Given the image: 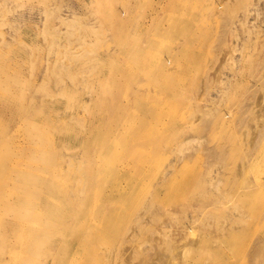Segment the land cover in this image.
<instances>
[{
	"label": "rangeland",
	"instance_id": "374dc122",
	"mask_svg": "<svg viewBox=\"0 0 264 264\" xmlns=\"http://www.w3.org/2000/svg\"><path fill=\"white\" fill-rule=\"evenodd\" d=\"M2 260L264 264V0H0Z\"/></svg>",
	"mask_w": 264,
	"mask_h": 264
},
{
	"label": "bare ground",
	"instance_id": "6f19581e",
	"mask_svg": "<svg viewBox=\"0 0 264 264\" xmlns=\"http://www.w3.org/2000/svg\"><path fill=\"white\" fill-rule=\"evenodd\" d=\"M59 132H60V131H59ZM40 183L43 184L44 187L46 186V183H45L44 180H41ZM49 184H50V183H49ZM50 185H51V184H50ZM26 189H27V188H24L23 191L26 190ZM46 194H48L47 196H51V195L53 196V191H52L50 188L47 187V192H46ZM45 206H46L47 209L49 208V204H45ZM14 210H15L14 213H15L18 217L22 218V216H19L18 213H17V212H19V211L16 210V209H14ZM16 211H17V212H16ZM25 217H27L28 219H32V218H34L35 216H32L31 214H29V215H27V216H25ZM69 217L72 218L71 215H69ZM74 217H76V215H74L73 218H74ZM43 233H45V234L47 233V234H48V233H50V230H49V229H48V230L45 229ZM56 235H57V234H56ZM5 258H7V257L5 256ZM24 258H26V260H27V259L29 258V256L24 257ZM4 261H5V260H4ZM161 263H162V262H161ZM0 264H4L3 260L0 261ZM5 264H6V263H5ZM162 264H164V263H162ZM165 264H166V263H165ZM170 264H171V263H170Z\"/></svg>",
	"mask_w": 264,
	"mask_h": 264
}]
</instances>
